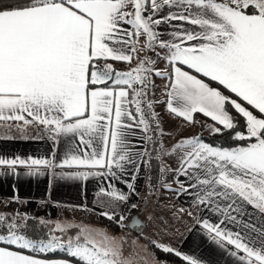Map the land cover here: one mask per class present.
Returning <instances> with one entry per match:
<instances>
[{
  "label": "crops",
  "instance_id": "obj_1",
  "mask_svg": "<svg viewBox=\"0 0 264 264\" xmlns=\"http://www.w3.org/2000/svg\"><path fill=\"white\" fill-rule=\"evenodd\" d=\"M133 7L139 34L134 15L128 19L114 0L0 13V214L16 206L61 244L76 237L93 248L101 264H168L145 233L184 235L169 237L175 247L166 250L193 264H264V144L227 151L196 143L173 167L171 192L164 187L157 207L145 205L155 165L144 100H132L128 84L92 82L94 75L107 82V68L115 76L117 67H136L156 44L174 68L171 80L162 72L170 119L193 125L199 115L223 126L230 104L259 131L264 0H136ZM135 213L144 225L126 251L122 235L132 229L122 220ZM116 217L120 232L108 226ZM147 246L151 260L138 253ZM22 261L76 264L0 244V264Z\"/></svg>",
  "mask_w": 264,
  "mask_h": 264
},
{
  "label": "rangeland",
  "instance_id": "obj_2",
  "mask_svg": "<svg viewBox=\"0 0 264 264\" xmlns=\"http://www.w3.org/2000/svg\"><path fill=\"white\" fill-rule=\"evenodd\" d=\"M71 1L72 5H77L78 1ZM119 1L121 3H124L125 6V15L128 19L131 20V17L134 15V3L136 0H114ZM141 1V0H140ZM144 1V5L146 4V1ZM133 9V15L132 14ZM131 15V17H130ZM135 18V15H134ZM137 20V17L135 18ZM129 20V21H130ZM134 20L136 25V32L139 34L140 29L138 28V22L141 20ZM141 40V38H140ZM155 46H149L148 48H144V53L147 51V55L142 58V62L136 63V67H117L115 72L116 75L113 76L111 68L106 69L105 76L107 77L106 81H113L114 83H120V84H128V89L131 90V96L132 100L140 101V104L142 100H144V103L139 105V108L142 109V113L144 116V119L146 121V124H148L152 131V134H154V138L151 141V144H155V148L153 147V150L156 152H159V157L157 156L154 151L153 154L156 156L155 159H150L151 168L152 165H155L154 169L152 171L154 172V176L157 180L156 186H152L151 193H149V196L147 197L145 201V205H153L154 207H157L159 203V199L162 196L164 187L170 186L169 183L172 181L175 174L178 173V171H173V167H180L182 163H185L187 159H189L194 153V149L197 147L196 143H201L199 137L201 135H208L212 134L217 130V126H213L212 123L206 122L202 116H199L198 120L196 119L197 116L194 118L193 125L188 124H181L177 121H174V119H170V115L168 113V106H166L165 103V91L167 87L164 86V74H162L163 71L168 77H172L174 68L170 64V52L168 50H159L156 44ZM143 46L142 42H139L138 48H141ZM148 49V50H147ZM169 61V62H168ZM143 62H146L143 64ZM166 67V70H165ZM122 72H125L122 73ZM106 78V77H104ZM109 78V79H108ZM103 78L101 77H95L92 79L93 83H102ZM145 100H150V103L147 104ZM141 106H143L141 108ZM164 120L166 121L164 123ZM203 121L202 125L206 127V130L202 129V125L195 126V124L198 123V121ZM232 122L223 125V126H229ZM249 124V123H248ZM221 126V125H219ZM221 126V127H223ZM249 127L251 129L252 136H257L258 132L251 128L250 124ZM196 131V132H195ZM195 132V135L193 134ZM161 164V165H160ZM165 168V169H164ZM156 172V173H155ZM157 174V175H156ZM167 192H171L170 189L166 188ZM170 198V197H169ZM170 204L175 206V203L169 202L167 204V207L170 206ZM166 206L165 203L162 204V207ZM13 207L9 210H5L0 214V222L6 221H12V224L16 225V222H21L23 224L25 217H22L20 214H18L16 210V206H14V210H12ZM166 211V207L164 208ZM136 214V213H135ZM154 214V212H153ZM85 215H89L88 213H85ZM108 215H110L108 213ZM90 216V215H89ZM134 214H130L127 220L125 221L124 225L129 226ZM152 217V215H151ZM32 218V217H30ZM116 218H111V220H108V226L113 222L115 224L116 221H118ZM19 220V221H18ZM106 220V221H107ZM154 220V217H153ZM116 225V224H115ZM125 229V228H124ZM142 228L133 230H127L129 234H126V232H123L125 238L124 241V249L127 251V249L130 248V242L132 233L134 232H140ZM144 229V227H143ZM164 232V229L161 230V233ZM173 233H176V231L172 230ZM144 238L149 241H156V245L164 250L166 248H171L172 246L175 247V244H172L170 241L171 239H176L177 237H180V239H183L185 236L180 234H174V235H167L163 238L161 235H150L145 233ZM157 237V238H155ZM170 237V238H169ZM142 237H139L140 241ZM0 239L6 243L5 247L9 248L10 245H15L20 248H25L26 250L34 251L36 253H41L44 255H48V252L55 251V250H64L62 246H68L70 254L76 255L84 260H89L90 262L94 264H101L102 257H99L97 252L93 248L85 247L83 243H80V241L73 237L67 241H65V244H61L60 239L56 236H52L49 241H45L44 245H33V243L25 240L23 237H21L18 234H5L4 236H1ZM124 240V239H122ZM79 241V242H78ZM148 241V242H149ZM9 243V244H7ZM61 244V245H60ZM80 244H83V246H80ZM150 244V242H149ZM148 244V245H149ZM17 250V249H16ZM17 251H20L19 249ZM168 251V250H167ZM25 254L27 252L21 251ZM125 252V251H124ZM149 252V253H148ZM127 253V252H125ZM141 255H144L146 259L151 260V251H148V246L141 248V251L138 252ZM148 254V256H147ZM34 256V255H32ZM35 257H38L37 255ZM153 257V256H152ZM16 258H21L19 256H16ZM24 258V256H22ZM41 258V257H38ZM59 260L57 258H51V260ZM69 260V259H67ZM155 260V259H154ZM157 261V260H155ZM33 262V260H32ZM159 262V261H158ZM22 264H27L24 261H22ZM35 264V263H33ZM61 264V263H59ZM151 264H154L153 262Z\"/></svg>",
  "mask_w": 264,
  "mask_h": 264
},
{
  "label": "trees",
  "instance_id": "obj_3",
  "mask_svg": "<svg viewBox=\"0 0 264 264\" xmlns=\"http://www.w3.org/2000/svg\"><path fill=\"white\" fill-rule=\"evenodd\" d=\"M72 1H76V0H72ZM145 1H146V5H148L149 0H145ZM51 4L68 5L71 4V1L70 0H0V13L15 11V10L30 9V8L51 5ZM171 79L172 77H170V80ZM88 85L89 87H91L94 86L95 84L88 83ZM110 85H112V83L110 81H107L95 86L107 87ZM225 108L228 115L231 118L232 123L229 126H223V127L216 125L217 130L214 133L208 135H201L199 137L201 143L215 149L227 150V151H241L247 148L258 146L260 144H264V128H262L258 132L257 136H252L248 122L236 110H234L230 104H226ZM196 116H197L196 119L198 120V118L200 117L199 115ZM153 138H154V134H151V141ZM151 146H154L155 148V144L153 145L151 144ZM152 151L158 154L157 156L159 157V152L153 150V147H152ZM151 158L152 159L156 158L153 152H151ZM156 182L157 180L154 176V172L151 171V177L149 182L151 188L152 186H156ZM12 210H14V207ZM111 223L112 224H109V226L112 228V230L115 232L118 231L120 232V229H118V227H116L113 222ZM15 224L16 225L12 224V221L10 222L6 220L0 222V237L4 236L5 234L13 233L20 235L25 240L33 243V245H38V244L44 245L45 241H49L54 234L53 230L48 225L38 222V220L35 218L29 217L24 220L23 224H21V222H16ZM0 244L6 245V243L2 240H0ZM80 246H83V244H80ZM9 247L12 249H17V250L19 249L20 252L25 251L29 255H34V256L37 255L38 257L45 259H51V258L69 259L76 264H94L90 262L88 259L84 260L76 255L70 254L69 251H67V249H69L68 246H62L64 250L50 251L48 252V255L26 250L25 248H20L15 245L9 244ZM85 247L87 246L85 245ZM150 248L157 259L163 260L168 264H193L191 262L186 261L185 259H182L179 255H177L174 252L167 251L158 247L153 242H150ZM96 255L105 258L104 256L98 253Z\"/></svg>",
  "mask_w": 264,
  "mask_h": 264
},
{
  "label": "water",
  "instance_id": "obj_4",
  "mask_svg": "<svg viewBox=\"0 0 264 264\" xmlns=\"http://www.w3.org/2000/svg\"><path fill=\"white\" fill-rule=\"evenodd\" d=\"M144 225V222L142 221L141 217L138 214H135L129 224V228L132 230H135L137 228H140Z\"/></svg>",
  "mask_w": 264,
  "mask_h": 264
}]
</instances>
